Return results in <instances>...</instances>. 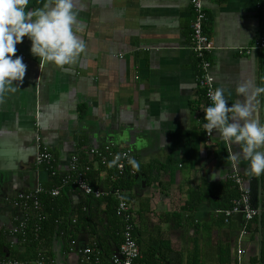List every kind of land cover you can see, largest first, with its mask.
I'll return each mask as SVG.
<instances>
[{"label": "crops", "instance_id": "obj_1", "mask_svg": "<svg viewBox=\"0 0 264 264\" xmlns=\"http://www.w3.org/2000/svg\"><path fill=\"white\" fill-rule=\"evenodd\" d=\"M202 1L203 28L213 43L208 58L214 88L222 87L229 104H235L246 99L238 86L250 84L253 116L264 123V92L254 91L264 87V49L246 52L257 39L264 41V0ZM45 2L30 0L28 7ZM74 6L82 52L59 66L32 55L25 37L16 55L23 56L26 75L14 82L15 92L0 98V256L39 264L37 254L31 258L29 247L11 233L25 213L15 205L16 195L50 184L47 168L34 162L37 136L53 155L56 169L66 174L73 155L85 158L83 164L91 162L90 148H129L105 138L107 132L129 130L137 137L130 149L139 167L129 164L136 174L125 194L140 258L148 256L147 264H189L197 253L201 264H218L219 247L227 246L234 248L230 264H259L264 251V174H252L258 182L260 216L246 225L248 235L238 241L242 223L217 217V209L232 204L230 196L236 191L229 175L236 171L249 186L251 173L244 158L233 166L231 153L238 146L227 144L216 130L208 138L205 134L206 106L190 48V0H74ZM124 137L128 139L127 132ZM88 172L94 186L108 189L110 168ZM70 189L72 212L85 206L87 196ZM191 193L199 202L190 212L182 207ZM199 208L203 210L196 217ZM90 210L97 215L93 235L80 233L69 245L54 237L53 258L46 256L41 264H77L80 249L97 245L99 237L103 257L114 253L116 243L105 234V203Z\"/></svg>", "mask_w": 264, "mask_h": 264}, {"label": "clouds", "instance_id": "obj_2", "mask_svg": "<svg viewBox=\"0 0 264 264\" xmlns=\"http://www.w3.org/2000/svg\"><path fill=\"white\" fill-rule=\"evenodd\" d=\"M29 2L0 0V98L6 92H15L14 82H22L26 75L28 66L24 58L16 55L17 45L25 37L31 42L32 55L59 66L71 63L85 47L74 30L78 16L74 0H47L39 8H29ZM251 87L250 84L238 86L237 92L246 99L235 104H229L222 87L210 89L211 103L204 109L203 128L209 135L218 131L227 144L238 146L239 151L231 153L234 167L244 158L249 161L248 171L260 175L264 174V150H261L264 147V123L253 116L254 105L249 97ZM254 91L258 95L264 92V87H256ZM119 158L118 155L116 160ZM129 162L139 167L134 158Z\"/></svg>", "mask_w": 264, "mask_h": 264}, {"label": "built area", "instance_id": "obj_3", "mask_svg": "<svg viewBox=\"0 0 264 264\" xmlns=\"http://www.w3.org/2000/svg\"><path fill=\"white\" fill-rule=\"evenodd\" d=\"M191 9L193 12V19L191 23L190 34V48L194 52L197 59V75L196 81L202 89L205 106L207 107L211 101L208 96L209 90H214L213 76L210 73L211 62L208 54L213 49V43L204 31L203 24L206 20V14L203 7L202 0H190ZM251 49H264L263 39H257L254 44L246 49L250 53ZM207 138L211 135L205 132ZM37 150L34 156V162L37 166L47 168L48 173L55 177L59 176L58 186L45 188L40 184L36 185L34 189L27 192H20L16 195L14 203L17 207L25 211L18 223L11 229L13 235H26V227L31 214L41 215V195H48L56 197L60 194V186L68 185L84 195L92 196L94 198H102L111 194L116 198L115 215L121 222V242L118 245V254H111L109 257H103L98 246L93 243L92 245H85L80 249V257L77 264H133V262L140 258V249L133 234L134 222L131 206L125 197V191L115 188L113 191L110 189L103 190L99 187L92 186L86 173L91 168L98 169L99 167H108L112 170L109 177L115 181L118 177L125 174L134 175L136 171L129 166V159L132 158V151L130 148L117 149L111 144H106L101 148H90L88 155L91 157V162L80 163L77 155H73L70 161V169L66 174H61L54 166V158L51 152L40 143L37 136ZM119 155V160L116 157ZM116 160L115 163H112ZM50 170V171H49ZM233 187L236 189L238 196L232 201L230 207L217 209L216 213L221 214L224 223H228L230 219L239 213L243 215V223L239 229L237 240L240 241L242 237L249 234L247 224L252 222L260 215V208L254 206L251 200V192L249 186L246 185L244 177L236 171L230 175ZM74 221V220H73ZM73 243V241L71 242ZM242 250L238 249L240 255ZM40 254L37 255L36 261L41 264L44 261ZM0 264H21L17 259L0 256Z\"/></svg>", "mask_w": 264, "mask_h": 264}, {"label": "trees", "instance_id": "obj_4", "mask_svg": "<svg viewBox=\"0 0 264 264\" xmlns=\"http://www.w3.org/2000/svg\"><path fill=\"white\" fill-rule=\"evenodd\" d=\"M78 158L81 162L82 160H85V158H82L81 156H78ZM86 176L90 179L89 172L86 173ZM49 177L50 184L48 188L58 186V183H60V177L58 175L55 177L50 175ZM134 177L135 174H125L121 177H118L115 181L111 180L108 189L113 191L115 188H117L128 192L134 184ZM248 179L252 204L254 206H258L259 200L257 179L255 176H252V173ZM89 182L92 186H94L92 181ZM60 188V194L56 197L41 195L42 208L40 217L34 213L31 214V219L29 220L26 227L25 237H22V235H18L19 241H22L23 244L26 245V247H29L28 252H31V258L35 257L36 254H40L45 259L46 256H48L49 259H52L53 254L51 253L50 244L54 237L62 239L65 245H69L72 241H75L80 233L87 232L90 235H93L96 229L94 228L93 218H96L97 215H93L90 208L94 204L96 206H99L101 203H105V211H103V214L108 225V232L106 231L105 234H109V237H111L112 240L116 243V246L117 244H120L122 227L120 219L115 215L116 198L114 196L109 194L102 198H94L92 196L85 195L87 196L85 206L78 207L76 211L70 212L71 205L68 196L71 187L68 185H63L62 187L60 186ZM124 195L126 197V194ZM237 196V191H234L231 194V203ZM198 202L199 199L196 200L194 198V194L191 193L189 199L187 200L185 205H183L182 209L191 212L195 209ZM230 205V202H228L227 205H223L222 207L227 208ZM217 217L218 220L224 222L221 214H217ZM73 219L75 220L74 222ZM117 238L120 239V242L118 241V243ZM95 242L97 243V245H101V247L104 245L103 239H100V237L97 241L95 240ZM102 249L103 248H101V250ZM230 255V247L220 246L218 264H230ZM191 259L192 261H187L189 264H201L198 261L197 253L192 254ZM145 261H149L148 256L143 260L142 258L136 259L133 264H147ZM258 261L259 264L264 263V251L263 255H261V258ZM253 262L255 263L256 261Z\"/></svg>", "mask_w": 264, "mask_h": 264}, {"label": "water", "instance_id": "obj_5", "mask_svg": "<svg viewBox=\"0 0 264 264\" xmlns=\"http://www.w3.org/2000/svg\"><path fill=\"white\" fill-rule=\"evenodd\" d=\"M124 132H127L128 134V139H126V137H124ZM105 138H106V141H110L111 143L113 142H121L123 144H125V146L129 147V148H133L135 145H136V134L135 132L133 131H126V130H119L118 132H114V131H110V132H107L106 135H105ZM203 209L202 208H199L196 212V217L201 213L200 211H202ZM234 219H237V221H239V223H243V215L242 213H239L237 214L236 216H234ZM114 254H118V248L117 246L115 245V248H114ZM58 255V258L60 259L61 258V254L57 253ZM61 260V259H60Z\"/></svg>", "mask_w": 264, "mask_h": 264}, {"label": "flooded vegetation", "instance_id": "obj_6", "mask_svg": "<svg viewBox=\"0 0 264 264\" xmlns=\"http://www.w3.org/2000/svg\"><path fill=\"white\" fill-rule=\"evenodd\" d=\"M259 216H260V215H258L257 218H258ZM257 218H256V219H257ZM260 258H261V255H260Z\"/></svg>", "mask_w": 264, "mask_h": 264}, {"label": "rangeland", "instance_id": "obj_7", "mask_svg": "<svg viewBox=\"0 0 264 264\" xmlns=\"http://www.w3.org/2000/svg\"><path fill=\"white\" fill-rule=\"evenodd\" d=\"M233 249H234V248H232V249L230 250V252H232V251H233Z\"/></svg>", "mask_w": 264, "mask_h": 264}]
</instances>
